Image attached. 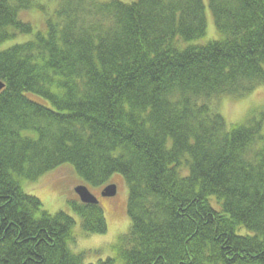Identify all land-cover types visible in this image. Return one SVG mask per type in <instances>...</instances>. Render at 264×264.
Wrapping results in <instances>:
<instances>
[{"label": "trees", "instance_id": "1", "mask_svg": "<svg viewBox=\"0 0 264 264\" xmlns=\"http://www.w3.org/2000/svg\"><path fill=\"white\" fill-rule=\"evenodd\" d=\"M208 2L220 39L185 46L203 0H59L45 33L20 17L37 0H0V47L34 35L0 51V264H85L74 219L23 188L65 165L128 188L129 231L96 264H264V115L218 109L264 86V0ZM71 206L108 232L100 205Z\"/></svg>", "mask_w": 264, "mask_h": 264}, {"label": "rangeland", "instance_id": "2", "mask_svg": "<svg viewBox=\"0 0 264 264\" xmlns=\"http://www.w3.org/2000/svg\"><path fill=\"white\" fill-rule=\"evenodd\" d=\"M99 2H109L113 0H97ZM123 3L135 2L137 0H118ZM206 6L207 34L204 39L187 45H206L212 41L220 39L216 30L212 13L210 11L208 0H203ZM43 9H32L21 13L23 21L30 23L36 32H46V20L54 16L59 0H37ZM34 36V35H33ZM32 35H18L14 40L7 42L0 47V51L8 49L17 44H23L33 39ZM46 105L49 103L41 98ZM219 113L223 116L228 126L236 124H245L252 120H259L264 115V86L257 88L250 95L240 98H223L218 102ZM110 184L118 188L117 195L114 198H102L99 188L92 187L81 180L70 165H65L42 176L36 182H24V191L39 199L43 209L50 215L58 212H64L71 216L75 225L73 233L75 241L70 245L75 254H81L85 264H96L99 261L114 256V245L120 237L126 235L129 231L130 221L127 214L128 188L124 178L116 174ZM87 186L89 190L98 197L100 206L104 212L108 232L105 235L86 234L81 225V219L72 209V204L79 203L80 200L75 193L78 186ZM241 234H248L245 229L240 230Z\"/></svg>", "mask_w": 264, "mask_h": 264}, {"label": "water", "instance_id": "3", "mask_svg": "<svg viewBox=\"0 0 264 264\" xmlns=\"http://www.w3.org/2000/svg\"><path fill=\"white\" fill-rule=\"evenodd\" d=\"M5 88V85L0 82V92ZM118 188L116 185H108L103 191L101 192L102 198H114L117 195ZM75 193L78 196L80 202L84 205H99L100 201L98 197H96L92 192L89 190L87 186H78L75 189Z\"/></svg>", "mask_w": 264, "mask_h": 264}, {"label": "flooded vegetation", "instance_id": "4", "mask_svg": "<svg viewBox=\"0 0 264 264\" xmlns=\"http://www.w3.org/2000/svg\"><path fill=\"white\" fill-rule=\"evenodd\" d=\"M101 194V193H100Z\"/></svg>", "mask_w": 264, "mask_h": 264}]
</instances>
